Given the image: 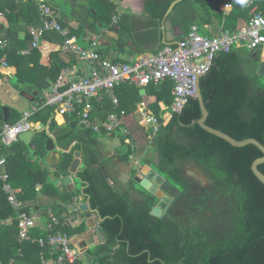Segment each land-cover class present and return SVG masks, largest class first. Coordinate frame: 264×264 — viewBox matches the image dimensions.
<instances>
[{"label":"trees","instance_id":"1","mask_svg":"<svg viewBox=\"0 0 264 264\" xmlns=\"http://www.w3.org/2000/svg\"><path fill=\"white\" fill-rule=\"evenodd\" d=\"M74 1L46 2L51 9L60 12V24L70 37L79 44L86 29L94 35H99L102 29L116 31L118 38L110 40L109 47L120 52L126 50V41L122 37L128 29L125 18L120 16L117 24H112L114 7L108 0H85L88 3L86 17L79 21L78 32L70 31L63 19L67 17L66 5ZM173 1L147 0L146 11L153 19L162 21ZM212 2L182 0L172 10V23L180 26L184 35L192 26L201 28L203 22L209 20L199 22L195 17L200 11H207ZM233 2L236 3L234 9L242 10L248 22L251 16L247 4L241 6L237 0ZM5 10L8 11L5 14L8 24L0 30V40L5 41L6 46L0 48V60L4 58L8 67L16 69L13 78H9L11 87L23 90L30 98L36 91L32 102L39 100L41 92L49 88V81L53 84L66 67L73 65L74 60L70 58L64 63L59 58L60 50H53L49 54V64L44 67L38 61L41 58L40 47L29 55H22L21 51L28 49L27 41L31 40L28 28L41 24L38 6L35 0H23L22 3L0 0V13ZM230 18L235 20L238 15L232 11ZM3 23L0 21V26ZM230 29L226 32L234 31ZM20 31L24 32L22 40H18ZM60 38L63 42V37ZM43 39H47V34ZM90 41L84 47H88ZM162 47L160 45L158 50ZM261 63H264V48L255 51L245 47L232 48L214 59L208 72L200 78V90L208 112L205 122L208 127L237 141L254 139L264 147V78L256 74ZM121 86L127 89L124 95L118 92ZM119 87L115 93L121 109L130 115L142 97L134 86L124 84ZM172 90L170 80L145 88L146 96L153 97L147 106L148 113L159 122V104L169 106L172 103ZM106 104L93 103L91 116L105 115L108 111ZM3 108L9 112L6 122ZM54 114L53 108L45 107L32 114L29 122L43 124L44 127L49 125L56 146L65 151L59 165L61 173L68 170L75 152L81 154L75 192L61 194L49 180V170L44 165V147L48 139L45 131L35 133V150L20 142L10 147L0 144V159H5V171L20 201H35L40 192L48 194L50 190L64 204L74 197H90L91 208L97 210L103 219L99 227L105 240L104 244H97L91 250L95 264H264V186L251 172L252 163L261 158L262 153L252 145L232 147L201 129L195 123L201 117L196 99L189 100L180 113L174 114L169 123L165 127L160 126L149 139L157 154V163L149 160H144V163L179 190V196L187 199L191 211L190 215L167 214L161 219L150 215L157 199L136 186L133 181L135 171L130 178L132 187L119 192L109 185V175L94 167L102 165L99 163L97 138L104 134L80 128L75 114L66 116L64 125L58 127ZM21 117L22 113L0 100V131L4 123L15 124ZM56 119L62 123L59 115ZM118 137L122 145L126 143L125 137ZM129 155L121 157V160L127 163ZM187 165L200 171L207 180V186L201 187L185 177ZM258 170L264 175V164L259 165ZM37 185L40 186L39 191L35 189ZM80 188H84L83 194ZM136 189L141 198L139 202L130 198V191ZM23 212L30 214V209ZM50 213L63 220L66 209L59 203L53 204ZM9 218L13 221L3 224ZM16 218L17 213L10 207L0 181V264L11 261L13 264H40V254L48 258L49 248H41L37 241L46 239L47 232L37 227L31 231L30 240L19 243ZM84 231V224L62 230L69 236Z\"/></svg>","mask_w":264,"mask_h":264},{"label":"built area","instance_id":"2","mask_svg":"<svg viewBox=\"0 0 264 264\" xmlns=\"http://www.w3.org/2000/svg\"><path fill=\"white\" fill-rule=\"evenodd\" d=\"M217 1L221 4L223 13L232 8V0ZM35 2L41 24L28 29L31 40L28 49L21 51V54L29 55L32 50L40 47L46 34L53 32L63 37L61 53L66 61L73 58L75 65L66 67L57 80L41 92L39 100L33 101L29 108L22 112L21 120L15 124H3L0 144L4 147L19 142L18 136L25 131L30 130L34 134L41 132L37 124L29 122V117L45 107L55 110L54 121L59 115L62 118L61 124H64L66 116L75 114L80 128L106 136H123L130 145L132 135L128 129L129 115L121 109L115 93L116 88L127 84L145 90L150 84L158 85L170 80L173 83V99L169 106L159 104L161 122L145 110L138 109L136 112V123L145 134L149 133L146 136L149 140L160 126L165 127L174 114L180 113L189 100L196 99L197 78L208 72L219 54L227 53L232 48L245 47L252 51L264 48V16L253 12L246 25L233 32L222 31L209 37L201 35L197 26H192L178 41L177 46H164L153 54L122 55L113 51L105 55L99 49L100 34L94 35L91 44L84 47L68 35L66 28H62L59 11L47 6L46 0ZM117 21L118 17L112 18L113 25L117 24ZM5 46L6 42L0 40V48ZM6 67L5 59L2 58L0 70ZM102 102L107 103V113L92 117L93 103ZM13 127L20 130L11 138L9 132ZM44 131L48 138L55 141L49 125L45 126ZM134 165L137 166V163ZM5 166V159H0L2 191L10 207L17 213L18 242L21 243L30 240V233L37 228L40 217L34 213L23 212L28 208V202L18 199V192L11 185ZM139 170L140 167L136 168V171ZM35 189L39 191L40 186L37 185ZM82 202L83 197H74L71 202L64 204L66 214L63 220L49 213L43 227L47 237L37 241L41 248H49L48 258L40 254V264H83L80 251L74 247V236L62 232L66 228H75L85 223V213L81 210ZM91 218L95 219V216L91 215ZM12 221L10 218L3 224H10ZM9 264H13V261Z\"/></svg>","mask_w":264,"mask_h":264},{"label":"crops","instance_id":"3","mask_svg":"<svg viewBox=\"0 0 264 264\" xmlns=\"http://www.w3.org/2000/svg\"><path fill=\"white\" fill-rule=\"evenodd\" d=\"M47 1V0H46ZM18 3H22L23 0H17ZM108 2L114 7V13L112 14L113 17H120L122 16L125 18V22L128 27L126 33H123V39L126 41V50L125 51H118L122 55L126 54H153L157 52L159 46L162 45V30L161 27L164 23V21L169 18L165 16L164 20H156L153 19L146 11V2L147 0H108ZM247 6L249 8V14L250 16L252 15L253 12L255 13H260L264 16V3H257L255 0H248ZM261 6V7H260ZM236 7V3H232V8L227 12L223 13L222 12V7L221 4L217 0H213V2L210 4V7L208 8L207 11L204 12H199V15H196L195 19L201 22L202 20L209 22H203V25H201V28H199V33L201 31V34L204 36H215L221 33L222 31H228L231 30L230 28H233L234 31L238 30L242 27H244L247 23V18L244 17V13L242 10H239ZM88 10V3L85 0H76L73 3H69L66 5V13L67 17L63 19V22L66 23L67 28L74 32H78L79 29V21L86 17ZM232 11L236 12L238 15V18L233 20V18H230V14ZM8 13L7 10H5L3 13H0V21H4L2 26L6 27L7 26V20L5 18V14ZM60 13V12H59ZM248 14V15H249ZM202 19H200V17ZM172 20V18H171ZM227 21V23H226ZM173 24V23H172ZM176 26L175 24H173ZM178 26V25H177ZM180 27V26H179ZM29 29V28H28ZM180 30H182L180 28ZM183 32V31H182ZM100 39H99V49L102 51L105 55L110 54L111 52L115 51L114 49H111L109 47L110 40H116L118 38V34L116 31H107V30H100ZM184 35V32H183ZM94 34L89 31V29H86L85 33L83 34V38L79 40V44L85 46L89 40L93 38ZM24 37V32L22 31L20 34H18V40H22ZM61 36L57 33H48L47 34V39H43L41 41L40 45V53H41V58L38 59L40 61V64L44 67H46L49 63V54L53 50H60L61 46ZM182 38V37H181ZM177 39L178 41L181 39ZM83 43V44H82ZM129 44H131L129 46ZM29 46V42L27 41V48ZM59 58L61 59L62 62H67L61 53V50L59 52ZM75 65V62L73 63ZM32 67V65L30 66ZM50 69V68H49ZM16 73V69L14 67H6L2 68L0 70V87L3 86L4 83L6 85L4 87H1L0 89V100L1 102L2 99L1 97L7 95L8 99L10 100V103H4V105H7L13 109H15L18 113H22L26 111V109L29 108L32 99L35 98L34 95L36 94V91H34V94L30 97L26 95V93L22 91H17L14 88L11 87L10 85V80L9 78H13V76ZM4 77V78H3ZM52 84L51 81H49L48 87H50ZM138 89V88H136ZM126 88H118V92L124 95V92H126ZM139 90V95H140V90ZM130 92H128L129 94ZM120 96V95H119ZM141 96V95H140ZM141 97H146V92L142 94ZM20 100V107H18L15 102ZM145 102V100H143ZM143 101L135 103V113L137 112L138 109L140 110H145L148 112V104L153 101H146L143 104ZM163 104V103H160ZM129 107H130V102H129ZM142 107V108H139ZM18 109V110H17ZM132 113L129 115V120L132 123V120L135 119L137 121L138 119V114ZM135 114V115H133ZM55 123L58 127L63 126L64 124L59 125L55 119ZM142 133V132H141ZM117 138L118 143L116 144L112 139ZM131 144L129 145L128 142L126 141L125 144H121L120 138L118 135L115 136H105V135H98L97 138V147H98V154H99V163L102 164L101 166L95 165V168H100V170L104 174L109 175V185L115 190L119 191L118 188L116 187L115 181H112V173H115L117 171V168L119 167L118 171L122 173L124 168H120V165H126V167L129 168L130 172L129 174L131 175L132 171L136 172V168L140 167V169L145 165L144 163V156L145 153L142 152V149L140 152H137L138 146H137V141L140 142L138 137L132 136L131 138ZM131 151V153H128V151ZM126 154H130L128 156V162H123L121 160V157H124ZM158 158V157H157ZM114 161H116L114 163ZM114 163V164H113ZM119 163V164H118ZM134 163H137V166L134 165ZM40 165H42V162H39ZM44 165L47 168V165L45 164L44 160ZM148 165V164H147ZM123 166V167H124ZM150 166V165H149ZM81 167V165H80ZM48 169V168H47ZM50 172V171H49ZM129 175V176H130ZM123 185H125V189L129 190L132 186H130V178L129 180H126L123 182ZM135 188V186H134ZM130 192L133 193V197L130 198L132 201H140V194L139 191L136 190H131ZM52 190L48 194H40L37 196V199L30 200L28 202V208L30 209V213H34L40 217V220L37 224L38 228L43 229L45 226V223L48 219V215L50 211L52 210V206L57 205L58 203L63 206L64 203L61 201L60 198L53 196ZM86 217V215H85ZM10 219V218H9ZM7 219V220H9ZM6 220V221H7ZM85 226V231L81 234L75 235L73 238V243L78 248V250L81 253L82 260L84 262L85 260V252L87 250H92L98 242L96 241L92 231L88 229V219L86 218V221L84 223ZM86 262L88 263H94V260H89L86 258Z\"/></svg>","mask_w":264,"mask_h":264},{"label":"water","instance_id":"4","mask_svg":"<svg viewBox=\"0 0 264 264\" xmlns=\"http://www.w3.org/2000/svg\"><path fill=\"white\" fill-rule=\"evenodd\" d=\"M182 0H175L173 1L167 12H166V18H167L162 27V45L163 46H177L179 38L183 37V32L180 30L179 26H174L172 24V10L174 7L180 3ZM2 29V26H0V30ZM131 44H129L130 46ZM257 76L264 78V63L259 64L257 68ZM145 93L144 89L140 90V95ZM36 94L34 95V97ZM196 100L199 104V109L201 113V117L195 122L201 129H203L205 132H207L210 135H213L217 137L220 140H223L224 142L228 143L232 147L235 148H242L248 145H252L256 147L261 153L262 157L256 159L252 165H251V172L253 173L254 177L264 186V175L258 170V166L261 164H264V147L256 140L254 139H245L241 141L234 140L233 138L229 137L228 135L212 129L208 127L205 122L208 116V112L205 108L204 101L201 95L200 90V78H197L196 81ZM3 117L4 121L6 122L8 119V109L3 108ZM39 129L41 131H44L45 127L43 124L38 125ZM34 133L30 130L25 131L21 133L18 136V141L20 143H23L25 145H28L31 150H35V146L33 144V138ZM45 164L47 165L49 172V180L53 183L54 187L61 193H73L77 189V185L75 181L77 180V173L80 170L81 165V154L79 152H75L73 154V161L68 168V170L64 173H61L59 170V165L62 161L63 155L65 152H63L61 149H59L55 141L52 140L50 137L45 142ZM133 181L135 184L141 188L142 190L146 191L150 195L154 196L157 199V202L155 206L152 208L150 215L154 218L161 219L164 216V213L172 202L173 199H175L178 194L179 190L174 187L170 182H168L166 179H164L155 169H153L151 166L145 164L139 171L135 172V175L133 176ZM84 188H80V193L83 194ZM81 210L85 213L86 218L88 219V229L92 231L96 241L99 245L104 244L105 240L104 237L100 231L99 224L103 221L101 218L99 212L95 209H92L90 206V197L89 196H83V202H82ZM91 215L95 216V219L91 218ZM85 260L83 264H95V263H88L86 262V258L89 260H94L92 256V251L87 250L85 252Z\"/></svg>","mask_w":264,"mask_h":264},{"label":"rangeland","instance_id":"5","mask_svg":"<svg viewBox=\"0 0 264 264\" xmlns=\"http://www.w3.org/2000/svg\"><path fill=\"white\" fill-rule=\"evenodd\" d=\"M256 4L257 3H264V0H255ZM261 7V6H260ZM264 9V8H262ZM21 31L18 33L20 34ZM6 85V83L3 84V86L1 87H4ZM0 87V89H1ZM2 101L4 103H10V100L8 99L7 95H5L4 97L2 96L1 97ZM153 97H149V96H146V97H142V101L145 100L146 101H152ZM2 102V103H3ZM120 102V101H119ZM143 101V104L145 103ZM3 103V104H4ZM20 103V100H18L17 102H15V104L20 107L19 104ZM139 108H142V107H139ZM136 109V108H135ZM18 110V109H17ZM27 110V109H26ZM132 113H135V110H133ZM57 121V119H56ZM58 123V121H57ZM59 125L61 123H58ZM128 129H129V132L132 136H135V137H138L140 142L137 141V146H138V150L137 152H140V150L142 149V152L145 153V156H144V160H149L151 161L152 163L156 164L157 163V154L155 153V151L152 149V146L150 144V141L148 139H146V134L143 132V130H141V128L137 125L136 123V120L133 119L132 120V123L130 122V120L128 121ZM142 132V133H141ZM106 136V135H105ZM108 137H111V136H108ZM116 144L118 143V140L117 138H113L112 139ZM116 161H114L115 163ZM113 163V164H114ZM119 164V163H118ZM124 165H120V168H124L122 173L118 171L119 167L117 168V171L115 173H112V181L114 180L115 181V184H116V187L118 188V190H120L121 192H125V191H128L126 190L125 188V185H123V182H125L126 180H129V178H131V175L129 174L130 170L128 167H126V165L123 167ZM186 176L189 177L192 181H194L196 184H198L199 186L201 187H205L207 185V180L206 178L200 173L199 170H197L195 167H193L192 165H187L186 166ZM130 175V176H129ZM137 186V185H136ZM131 194V198L133 197V193L130 192ZM134 198V197H133ZM75 249H78L76 248V246L74 245Z\"/></svg>","mask_w":264,"mask_h":264},{"label":"flooded vegetation","instance_id":"6","mask_svg":"<svg viewBox=\"0 0 264 264\" xmlns=\"http://www.w3.org/2000/svg\"><path fill=\"white\" fill-rule=\"evenodd\" d=\"M185 171H184V175H185V177H187ZM187 178L189 180H191L189 177H187ZM186 213L188 215L191 214L190 208L187 205V199L185 197L179 196V194H178V196L172 200L170 205H168V207L164 213V216L167 214L173 215V216H182L183 214L187 215Z\"/></svg>","mask_w":264,"mask_h":264},{"label":"clouds","instance_id":"7","mask_svg":"<svg viewBox=\"0 0 264 264\" xmlns=\"http://www.w3.org/2000/svg\"><path fill=\"white\" fill-rule=\"evenodd\" d=\"M237 2L241 5L244 6L247 4L248 0H237ZM20 129L18 127H13L10 129L9 135L11 138H14V133H16L17 131H19Z\"/></svg>","mask_w":264,"mask_h":264}]
</instances>
